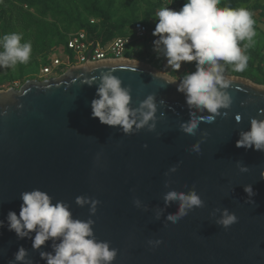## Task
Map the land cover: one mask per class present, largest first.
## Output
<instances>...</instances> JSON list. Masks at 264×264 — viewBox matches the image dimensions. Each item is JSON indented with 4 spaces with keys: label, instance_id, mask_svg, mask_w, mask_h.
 <instances>
[{
    "label": "water",
    "instance_id": "95a60500",
    "mask_svg": "<svg viewBox=\"0 0 264 264\" xmlns=\"http://www.w3.org/2000/svg\"><path fill=\"white\" fill-rule=\"evenodd\" d=\"M107 71L121 79L122 87L130 88L132 108L154 97L155 131L145 127L125 135L119 126L92 117L96 87L85 80ZM224 78L229 88L221 91L230 93L233 103L220 111L228 115L201 122L196 136L179 128L190 118L185 95L177 91L180 81L138 61L77 66L55 79L0 91V220H5L0 228V264H8L20 246L34 264H45L39 251L32 250L31 240L17 239L6 226L9 210L19 215L20 193L33 189L48 193L53 203H68L73 218L81 220L89 218L90 206H78L76 197L98 200L91 216L94 234L117 249L112 264H264V179H260L264 152L236 146L239 131H247L252 118H264L260 113L264 89L242 82L241 77ZM202 137L201 153L190 152ZM237 161L249 171L240 172ZM172 165L177 170L165 176ZM165 180L177 191L195 186L204 206L175 224L164 216L157 220L155 209L164 206L162 194L169 190ZM247 184L256 193L254 203L245 202ZM134 198L149 210L137 209ZM177 208L172 204L165 216ZM215 208H228L238 222L228 229L217 225L219 213L210 215ZM149 239L162 243L153 248ZM50 244L46 242L41 251H52Z\"/></svg>",
    "mask_w": 264,
    "mask_h": 264
},
{
    "label": "clouds",
    "instance_id": "9594fccd",
    "mask_svg": "<svg viewBox=\"0 0 264 264\" xmlns=\"http://www.w3.org/2000/svg\"><path fill=\"white\" fill-rule=\"evenodd\" d=\"M219 4L220 0H185L179 11L163 7L156 13L157 22L152 34L158 38L153 41V51L159 53L163 46L167 63L177 71L182 62L195 61V71L185 74L177 86V91L185 95L190 117L182 121L179 128L191 136H196L201 122L211 123L218 116L228 115L227 111H220L230 109L233 103L230 93L221 91L229 88V81L223 76L225 66H231L235 72H243L249 60L246 50L257 34L251 11L245 7L220 8ZM21 39L18 33H7L0 38V47L3 49L0 51V67H12L29 61L32 44L30 41L22 44ZM242 41H246L243 48L240 46ZM221 61L224 63L221 64ZM205 65L208 67L205 68ZM85 83L96 87L91 101V115L98 118L100 123L119 126L125 135L134 134L145 127L149 132L155 131L157 104L153 96L144 99L138 108H132L130 88L122 87L121 79L113 71L102 72L98 78L86 79ZM205 112L207 116L203 115ZM260 113L264 114V109ZM240 120L238 114L236 121ZM204 139L197 140L189 151L200 154ZM236 146L264 152V118H252L250 128L239 131ZM143 147L148 146L145 144ZM237 167L242 173L249 171L239 161ZM176 170L177 165L170 166L165 176ZM260 179H264V170L260 171ZM169 184L170 181L165 180L164 187L169 188ZM244 192L248 197L245 202L254 203L252 197L256 193L251 184L244 185ZM162 199L164 206L155 209V218L159 220L164 216V220L172 224L187 216L194 208L204 206L195 186L187 192L169 188L162 194ZM20 200L19 215L9 210L6 226L9 231L15 232L17 239L31 240L32 250L39 251L40 259L45 264H112L115 260L117 249L112 248L108 241L97 240L94 234L95 221L91 216L97 211L98 200L86 196L76 197L78 206H90V216L84 220L73 218L68 203H53V198L39 189L21 192ZM133 204L137 209L149 210L139 198H134ZM172 204L178 205L177 211L165 216L166 208ZM217 213L219 217L215 223L224 229L238 222L236 214L228 208H215L210 215L216 217ZM3 227L5 220H0V228ZM48 241H51L49 246L52 251H41ZM147 243L154 248L162 240L149 239ZM13 257L8 264H34L23 246L18 248Z\"/></svg>",
    "mask_w": 264,
    "mask_h": 264
},
{
    "label": "rangeland",
    "instance_id": "374dc122",
    "mask_svg": "<svg viewBox=\"0 0 264 264\" xmlns=\"http://www.w3.org/2000/svg\"><path fill=\"white\" fill-rule=\"evenodd\" d=\"M99 4L103 10H108V25H117L112 31L114 35L128 31L131 21L140 20L141 14L146 16L148 23L155 26L156 13L165 7L160 0H99ZM87 22L93 25L91 30L96 32L103 30L107 25L103 24V18L97 13H90V0H0V38L7 33H18L22 37V44L29 41L32 44L31 56L27 63L0 67V91L9 88L18 90L28 81L41 82L38 79L39 61L47 55L60 54L67 36L84 27ZM2 50L0 47V51ZM251 58L256 63L254 56ZM137 61L152 67L149 63ZM204 67L207 68L208 65ZM246 70L256 77H264V73L259 72L255 66L244 71ZM231 71V66H225L223 74L239 77L228 74ZM241 78L252 82L248 78Z\"/></svg>",
    "mask_w": 264,
    "mask_h": 264
},
{
    "label": "built area",
    "instance_id": "2783aa9c",
    "mask_svg": "<svg viewBox=\"0 0 264 264\" xmlns=\"http://www.w3.org/2000/svg\"><path fill=\"white\" fill-rule=\"evenodd\" d=\"M165 7L175 9V0H161ZM150 36V28L141 20L129 25V30L121 35L102 42L86 29L72 32L66 38L62 51L58 55H47L39 61L40 81L61 76L65 71L82 65L101 61L122 59L137 61L135 45Z\"/></svg>",
    "mask_w": 264,
    "mask_h": 264
},
{
    "label": "crops",
    "instance_id": "0c3cea01",
    "mask_svg": "<svg viewBox=\"0 0 264 264\" xmlns=\"http://www.w3.org/2000/svg\"><path fill=\"white\" fill-rule=\"evenodd\" d=\"M223 1L224 0H220V4L218 5V7L222 8L221 2ZM184 3H185V0H175V9L177 7V11H179V9L182 7ZM255 3L262 5L264 4V0H248L247 2H241L239 3L238 8L245 7L253 13V19L256 21L254 28L257 34L253 38L254 42L249 47L251 49V52H249L247 55L249 56V61L253 62L252 64L253 67L255 66L258 69H261V71L264 73V18L260 16V10L252 9L253 4ZM139 16H140V20H143V21L146 20L145 19L146 16H144L143 14ZM148 26L150 28V36L144 40L138 41L135 45V54L137 56V60H141L143 62L149 63V65H151L154 69L159 70L167 75H171L172 77L177 78V80L179 81L182 80L185 74L195 71V61L182 62L181 68L179 69V71L171 67L167 63V59L163 54V46H161V52L159 53L154 52L153 51V41L157 39L158 37L153 36L152 33L156 25L153 26L151 23H148ZM121 34H118V35H121ZM243 43H246V41H243ZM252 56H254L256 63H254V60L251 58ZM156 58H158L159 60H157ZM158 61H160V63H158ZM234 73L233 71H231V73H228V74L234 75ZM224 75H227V74H223V76Z\"/></svg>",
    "mask_w": 264,
    "mask_h": 264
},
{
    "label": "trees",
    "instance_id": "16d2710c",
    "mask_svg": "<svg viewBox=\"0 0 264 264\" xmlns=\"http://www.w3.org/2000/svg\"><path fill=\"white\" fill-rule=\"evenodd\" d=\"M247 1L248 0H224L223 2H221V6H222V8L223 7H231V8L235 9V8H238L239 3L247 2ZM252 9L253 10H260V16L262 18H264V4L261 5V4L255 3V4H253ZM90 13H97L98 16L103 18V24L104 25L107 24V25L104 27L103 30L96 32L94 30H91L93 25L90 22H87V23H85L86 25L84 27H80V29H86L91 35H93L95 38L101 40L102 42H105V41L111 39L112 37L116 36L113 34L112 31H114L117 28V25L116 24L115 25L114 24L108 25V23L110 22L108 10L102 9V7L99 4V0H90ZM135 20H139V19H134L133 21H135ZM133 21H131V23ZM143 22L148 25L147 20H145ZM79 26H81V23ZM65 41H66V39L64 40V44H65ZM243 45H244L243 41L240 42V46L242 48H243ZM249 52H251L250 48H248L246 50V54H248ZM252 64H253V62L248 60L249 66H247V68H252L253 67ZM256 69L262 73L261 69H258L257 67H256ZM234 75L239 76V77L248 78L255 84L264 85V77H256V76L252 75L251 73H249L248 70L243 71V72H235Z\"/></svg>",
    "mask_w": 264,
    "mask_h": 264
},
{
    "label": "bare ground",
    "instance_id": "6f19581e",
    "mask_svg": "<svg viewBox=\"0 0 264 264\" xmlns=\"http://www.w3.org/2000/svg\"><path fill=\"white\" fill-rule=\"evenodd\" d=\"M242 82L247 83V84H251L250 82H248V81H246V80H242ZM251 85H252V84H251ZM256 87H259V88L264 89V86H256Z\"/></svg>",
    "mask_w": 264,
    "mask_h": 264
}]
</instances>
